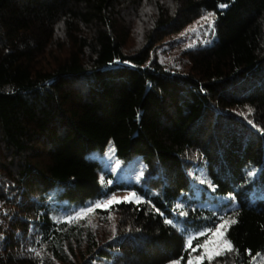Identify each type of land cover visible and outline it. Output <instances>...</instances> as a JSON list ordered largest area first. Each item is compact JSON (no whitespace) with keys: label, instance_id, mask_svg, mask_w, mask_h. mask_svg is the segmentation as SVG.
Wrapping results in <instances>:
<instances>
[{"label":"trees","instance_id":"1","mask_svg":"<svg viewBox=\"0 0 264 264\" xmlns=\"http://www.w3.org/2000/svg\"><path fill=\"white\" fill-rule=\"evenodd\" d=\"M210 11L208 40L184 48ZM106 152L123 173L141 156L138 181L103 170L73 200L78 164ZM201 175L230 210L205 190L183 204ZM221 217L234 251L193 261L188 234ZM189 260L264 264V0H0V264Z\"/></svg>","mask_w":264,"mask_h":264},{"label":"rangeland","instance_id":"2","mask_svg":"<svg viewBox=\"0 0 264 264\" xmlns=\"http://www.w3.org/2000/svg\"><path fill=\"white\" fill-rule=\"evenodd\" d=\"M211 14V15H209ZM208 17V19H205ZM212 11L207 12L197 23H195L191 28H188L181 37L184 38L183 47L192 48L200 43H205L209 36V31L212 29ZM177 64L184 65L187 59V53L183 52L178 54ZM260 159L255 155L249 157V166L252 171L258 172ZM144 169L143 161L141 156H138L131 164L126 166L125 173H123V166L117 160L116 156L111 152H106L104 154L91 153L84 160L78 164L77 173L75 175L77 188L74 191V199L78 203L81 201H90L92 197L96 194L97 190L103 185L101 178L104 177L103 170H110L114 175L118 176L120 179H126L130 181H138L142 175ZM199 187L195 189L196 194L190 193L183 204H187L194 200L197 197V194L205 190L206 195L209 196V199L206 202V205L212 208L221 207L224 210L228 211L233 206L232 197L229 194H220V188H215L211 185L208 178H205L204 175L198 177ZM130 193L121 192L116 194L114 197L117 199L123 200L125 196H129ZM134 199V198H132ZM95 206V205H93ZM189 207V206H188ZM78 213L74 215L75 218L80 219L83 217L78 216ZM227 227V226H226ZM214 230V229H213ZM222 231H224L222 229ZM226 232V231H225ZM225 232L223 237H217L214 239H225ZM200 233V232H199ZM198 233H189V237H195ZM205 239L204 236H200L198 239L193 240L192 247H196L197 244ZM226 248L227 245H224ZM214 248H210V251H214ZM204 249L197 248L196 251H193L191 258L193 261L198 262L194 258L199 256Z\"/></svg>","mask_w":264,"mask_h":264},{"label":"snow or ice","instance_id":"3","mask_svg":"<svg viewBox=\"0 0 264 264\" xmlns=\"http://www.w3.org/2000/svg\"><path fill=\"white\" fill-rule=\"evenodd\" d=\"M221 7H226V5H221ZM205 19H208V17H205ZM248 175L252 176L254 175V172H249ZM101 181L103 182V178H101ZM134 197H135V193L129 194V196H125L123 200L117 199L116 197H111L107 201H103V202L95 204L94 207L95 208H110L114 203L127 202V201H130ZM137 202H139V200H137ZM92 211H94V208L87 209V212H92ZM84 214L85 213L81 212V213H78L77 215L82 216ZM166 222L171 223V221H166ZM234 223H236V220L234 218L226 219L224 217H221V223L218 224L214 230L213 229L205 230V231L198 233L197 236L195 237H189L186 241L187 248H191L192 251H196L197 248L204 249V251L201 252V254L195 257L194 259L197 260L198 262L202 261L205 258L211 261L216 256L223 255L225 252L234 251V249L231 247L230 241H227L226 239H214L217 237H223L224 232L227 230L226 226H230V224H234ZM222 229L224 231H222ZM200 236H204L205 239L199 242L195 248L192 247L193 240L198 239ZM224 245H227V247L225 248ZM210 248H214L215 250L210 251ZM175 264H179V262L177 261L175 262ZM188 264H192V260H189Z\"/></svg>","mask_w":264,"mask_h":264}]
</instances>
